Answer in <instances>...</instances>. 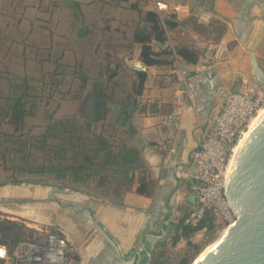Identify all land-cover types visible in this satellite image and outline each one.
Returning <instances> with one entry per match:
<instances>
[{
    "label": "rangeland",
    "instance_id": "1",
    "mask_svg": "<svg viewBox=\"0 0 264 264\" xmlns=\"http://www.w3.org/2000/svg\"><path fill=\"white\" fill-rule=\"evenodd\" d=\"M76 1L77 4L71 0H0V103L9 93L10 83L28 82L26 89L31 111L27 116L26 131L38 134L51 122L72 115L82 119L83 114L91 111L93 87L97 82L102 83L107 91L114 89L116 95L131 86L134 75L126 70L124 59L133 54L132 32L142 13L154 9L153 0ZM196 13L192 10L187 17L176 16L178 25L169 32L168 40L161 47L172 50L178 44H189L199 48L202 54L211 52V66L220 60L233 59L236 60L234 69L231 67L234 72L240 68L248 69L249 62L243 55L249 52L246 48L259 33L261 14L253 16L254 28L249 30L250 39L242 40L246 44L243 47L225 17L215 14L210 22L203 23L197 19ZM85 29L89 33L80 36ZM256 54L264 69V33ZM174 59L178 81L184 82L179 76V58ZM243 75L258 83L264 102V85L248 70L239 74L234 90L240 89ZM110 110L107 125L116 126L118 138L129 139L131 132L128 130L122 134L121 128L115 124V107L111 106ZM0 124V131H13L6 120ZM135 141L136 136L128 143ZM14 168L16 164L8 162L4 165L0 157V183L8 180V175L15 172ZM143 169L148 175L145 164ZM24 179L21 184L0 186V221L21 223L25 227L22 241H43L47 230L67 236L76 246L75 264L91 263L86 253L96 252L103 243L93 222L95 212L89 218L88 208L77 211L71 203H63L64 200L52 188H64L68 192L78 190L98 199L99 206H92L97 211H103L109 205H121L116 203L119 196L112 191L113 188L103 189L97 186V181L86 187L51 180L38 183L40 179L34 175L24 176ZM149 181L153 193L154 182L151 178ZM35 185L49 190L37 191ZM7 190L16 193H6ZM183 210L181 216L175 218L176 222L189 211ZM226 227L227 224L218 217L212 221V227L176 242L172 229L158 241L152 258L163 264H180L181 259L187 257L190 259L188 264H194L219 240Z\"/></svg>",
    "mask_w": 264,
    "mask_h": 264
},
{
    "label": "crops",
    "instance_id": "2",
    "mask_svg": "<svg viewBox=\"0 0 264 264\" xmlns=\"http://www.w3.org/2000/svg\"><path fill=\"white\" fill-rule=\"evenodd\" d=\"M176 4L179 18L189 16L192 10L222 15L236 36L247 41L249 30L254 28L252 18L260 13L262 5L253 4L250 8L246 0H179ZM133 46V54L125 57L124 65L133 75L137 71L132 67L136 61L146 66L147 78L133 124L147 177L154 182V191L151 196L138 194L135 184L125 194L122 205H109L103 211H97L93 204L90 206L88 217L91 218L94 211L93 222L97 229L101 225L118 245L98 230L103 243L96 252L86 253L91 261L89 264H134L138 254L144 261L147 258L145 249L153 254L158 241L171 232L180 212L190 210L186 199L197 174L194 151L203 136L215 126L223 102L222 98L209 95V83L204 75L211 66V52L202 54L195 64L179 59L178 64L181 63L185 71L184 82H181L177 78L175 62L170 66H148L140 58L141 46L134 43ZM223 61H229L234 69L236 60ZM87 204L82 201L75 209L83 211ZM84 222L87 224L86 220Z\"/></svg>",
    "mask_w": 264,
    "mask_h": 264
},
{
    "label": "trees",
    "instance_id": "3",
    "mask_svg": "<svg viewBox=\"0 0 264 264\" xmlns=\"http://www.w3.org/2000/svg\"><path fill=\"white\" fill-rule=\"evenodd\" d=\"M71 2L78 3L76 0ZM177 25L174 13H158L154 9L142 13L132 32V41L141 46L140 58L146 65L170 66L176 56L187 64L198 62L202 51L195 46L178 44L172 50L161 47L168 40L169 32ZM88 33L87 29L82 30L80 36ZM146 78V72L135 71L131 86L121 89L118 95L114 89L107 91L102 83H95L90 112L83 114L82 119L72 115L51 122L38 134L25 130L27 116L31 111L28 107L30 95L26 89L29 87L28 82L10 83L9 93L0 103V122L6 120L13 131H0V157L4 165L11 162L19 169L14 168L15 172L8 175V180L1 182L0 186L6 183L21 184L25 182L24 176L34 175L39 177L38 183L51 180L87 187L97 181V186L103 189L113 188L112 191L119 196L116 203L121 205L125 194L135 184L138 194L151 196L150 181L143 169L141 147L136 141L128 143L137 134L133 117ZM114 85L117 86L116 83ZM111 106L117 111L115 124L121 128L122 134L128 130L131 132L129 139L118 138L116 126L107 125ZM185 216L172 224L174 242L182 237L189 239L195 232L212 227L210 212L198 226L185 224ZM24 228L16 221H0V243L12 250L22 241ZM155 254L148 264H163L159 259L152 258ZM189 260L184 257L180 264H188Z\"/></svg>",
    "mask_w": 264,
    "mask_h": 264
},
{
    "label": "built area",
    "instance_id": "4",
    "mask_svg": "<svg viewBox=\"0 0 264 264\" xmlns=\"http://www.w3.org/2000/svg\"><path fill=\"white\" fill-rule=\"evenodd\" d=\"M178 1L153 0V8L158 13L176 14ZM196 16L203 23L213 18L210 12L203 10ZM220 51L221 48L217 54ZM179 67V76L184 78L185 71L180 64ZM263 103L261 88L247 75L241 77L240 89H233L223 100L215 126L194 151L197 174L191 194L195 195L196 203L190 205L185 224L198 226L208 212L214 221L219 217L227 226L234 220L235 212L226 195L228 174L237 147ZM75 254L74 242L48 230L44 232L43 241H20L12 250L0 243V264H75Z\"/></svg>",
    "mask_w": 264,
    "mask_h": 264
},
{
    "label": "water",
    "instance_id": "5",
    "mask_svg": "<svg viewBox=\"0 0 264 264\" xmlns=\"http://www.w3.org/2000/svg\"><path fill=\"white\" fill-rule=\"evenodd\" d=\"M246 3L248 6L262 3L260 14L262 18L264 17V0H246ZM263 33L264 24L252 45L246 48L249 52L243 55L249 62L248 69L240 68L238 72H234L229 61H220L204 72L209 83L210 96L215 95L224 100L236 86L239 74L246 70L264 85V69L256 54ZM240 40L242 41L243 38ZM242 43L243 47H246L243 41ZM132 67L144 71L146 66L136 61ZM242 140L244 141L239 151L236 150L233 157L226 188L227 199L235 212V218L226 227L219 240L207 249L204 256L195 264H264V115L252 129H249ZM34 188L37 191L49 190L39 185H35ZM52 190L64 200L63 203H71L76 208L82 201L89 204H87L88 210L92 204L95 206L100 202L96 198L83 195L78 190L72 192L64 188H52ZM186 200L190 205L196 203L194 194L188 195ZM98 230L107 240L114 241L118 245L115 239H111L106 234L101 225ZM145 252L147 261H142L141 255L138 254L134 264H148L152 254L147 249Z\"/></svg>",
    "mask_w": 264,
    "mask_h": 264
},
{
    "label": "bare ground",
    "instance_id": "6",
    "mask_svg": "<svg viewBox=\"0 0 264 264\" xmlns=\"http://www.w3.org/2000/svg\"><path fill=\"white\" fill-rule=\"evenodd\" d=\"M246 6V5H245ZM249 7V6H248ZM247 7V8H248ZM250 8H251V6H250ZM244 9V8H243ZM252 12V11H251ZM246 13V12H245ZM250 14V13H249ZM257 15V14H256ZM253 16V15H252ZM264 24V17L262 18V20H261V22H260V24H259V26H260V30H261V28H262V25ZM259 30V31H260ZM232 69V68H231ZM233 71V70H232ZM237 72V71H236ZM264 115V108H262L258 113H257V115H256V117L254 118V120H253V122H252V124H251V129L256 125V123L261 119V117ZM243 141L244 140H242V141H240V143H239V145H238V147H237V151H239V149H240V147H241V145H242V143H243ZM12 189V188H11ZM16 190V189H15ZM8 192H6V193H10V194H12V193H14V191H10V190H7ZM16 193V192H15ZM14 193V194H15ZM20 193V192H19ZM204 254H205V252L203 253V254H201L202 256H200V258L198 259H196L197 261H199L203 256H204ZM196 261V262H197ZM195 262V263H196ZM194 263V264H195Z\"/></svg>",
    "mask_w": 264,
    "mask_h": 264
}]
</instances>
